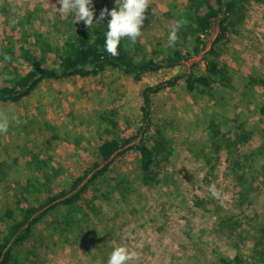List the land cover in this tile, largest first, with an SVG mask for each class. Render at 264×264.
<instances>
[{"label":"rangeland","instance_id":"1","mask_svg":"<svg viewBox=\"0 0 264 264\" xmlns=\"http://www.w3.org/2000/svg\"><path fill=\"white\" fill-rule=\"evenodd\" d=\"M246 1L243 18L230 19L218 49L220 77L228 84L188 92L182 79L153 98L155 135L164 139L158 182L145 186L135 178L134 152L118 157L85 194L80 228L60 235L41 225L15 249L13 264H107L121 245L138 253L129 264H264V117L258 112L264 100V0ZM100 2L93 0L94 15ZM148 5L136 40L142 52L167 51L174 46L169 32L186 23L185 5ZM59 8L57 0H0V52L33 32L60 41L84 23ZM189 68L161 70L140 81L113 71L49 80L17 104H0V216L16 194L30 197L26 192L40 184L66 187L97 146L100 126L115 120L128 135L141 89ZM244 84L243 101H223L216 90L233 95ZM211 121L233 140L230 150L210 146L217 128ZM4 229L0 219V236Z\"/></svg>","mask_w":264,"mask_h":264},{"label":"trees","instance_id":"2","mask_svg":"<svg viewBox=\"0 0 264 264\" xmlns=\"http://www.w3.org/2000/svg\"><path fill=\"white\" fill-rule=\"evenodd\" d=\"M181 1L185 5L182 15L186 23L179 22L178 32L182 37L177 35L174 46L167 51L142 52L138 40L133 43L122 38L117 55L109 54L103 47L104 32L110 19L107 15L90 29L81 23L77 30L60 41L33 32L3 45L0 52V104H17L42 82L49 80L83 79L113 71L140 81L144 75L161 70L186 67L188 64L190 68L187 72L177 73L141 89L137 120L128 135L118 130L119 125L115 120L109 119V126H100L95 135L97 146L90 158L80 164L79 171L66 187L51 189L48 184H40L41 189L26 192L30 197L15 195L13 205H7L0 216L5 222L0 236V264H13L15 249L33 238L41 225L60 235L80 228L79 223L84 215L81 202L85 194L106 176L116 159L127 152H134L135 178L142 185L158 182L155 168L158 156L163 154L164 139L155 135L154 96L175 87L182 79L188 92L198 87L207 92L213 82L228 84L220 77L222 71L217 61L218 49L226 40L230 19L233 16L243 18L242 4L247 1ZM114 6V0H101L96 9L97 15L93 17L94 22L101 9ZM198 57L200 59L196 60ZM258 112L264 117V100L260 102ZM211 123L215 125L214 121ZM215 126L218 129L211 133L210 146L230 150L233 140L226 134L222 135L218 125ZM239 137L234 134L233 139ZM196 200L195 206H202Z\"/></svg>","mask_w":264,"mask_h":264},{"label":"clouds","instance_id":"3","mask_svg":"<svg viewBox=\"0 0 264 264\" xmlns=\"http://www.w3.org/2000/svg\"><path fill=\"white\" fill-rule=\"evenodd\" d=\"M60 5L59 12L71 13L75 21H83L90 29L94 24L100 22L107 15L110 17L104 32V50L109 54L117 55V48L122 38H127L135 43L141 34V25L145 18V11L148 8V0H114V7L111 9L103 8L99 12L97 19L93 20L94 8L93 0H57ZM57 9V8H56ZM179 22L177 23V29ZM177 29H173L168 34V44L172 46L177 40ZM5 126H0L4 130ZM209 190L213 195H217L214 185H209ZM138 253L130 250L126 246H117L109 253L107 264H129Z\"/></svg>","mask_w":264,"mask_h":264},{"label":"crops","instance_id":"4","mask_svg":"<svg viewBox=\"0 0 264 264\" xmlns=\"http://www.w3.org/2000/svg\"><path fill=\"white\" fill-rule=\"evenodd\" d=\"M245 86H246V88H247V85L246 84H244V86L242 87V89H236L232 94L233 95H230V93H229V95H227V93H226V91H224L223 89H219V88H217L216 90H219L218 92H219V96H220V98L223 100V101H231V99L230 98H233L235 101H243L242 100V94H243V92H244V88H245ZM238 94H240V95H238Z\"/></svg>","mask_w":264,"mask_h":264}]
</instances>
